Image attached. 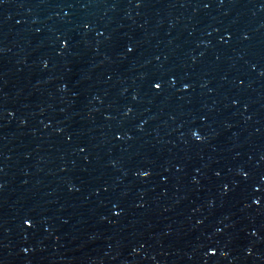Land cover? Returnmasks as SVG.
I'll use <instances>...</instances> for the list:
<instances>
[{"label":"water","instance_id":"95a60500","mask_svg":"<svg viewBox=\"0 0 264 264\" xmlns=\"http://www.w3.org/2000/svg\"><path fill=\"white\" fill-rule=\"evenodd\" d=\"M0 264H264V0H0Z\"/></svg>","mask_w":264,"mask_h":264}]
</instances>
